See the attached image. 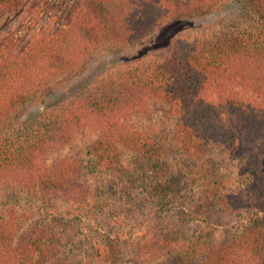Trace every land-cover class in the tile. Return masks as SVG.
Returning a JSON list of instances; mask_svg holds the SVG:
<instances>
[{
    "label": "trees",
    "instance_id": "trees-1",
    "mask_svg": "<svg viewBox=\"0 0 264 264\" xmlns=\"http://www.w3.org/2000/svg\"><path fill=\"white\" fill-rule=\"evenodd\" d=\"M25 1L0 0V19ZM57 1L47 0L42 10L33 11L35 20ZM249 1L262 25L257 37L222 32L180 42L168 58L113 74L66 105H52L43 93L92 51L135 46L165 21L202 12L203 0H187L184 11L178 10L175 0H76L61 27L35 35L19 56L10 53L20 31L6 37L0 44V195L2 186L15 185L18 193L42 202L46 218L31 222L24 206L0 208V264L57 263L65 237L55 215L46 213V203L61 199L76 204L82 219H87L85 211H92L98 197L85 158L53 157L75 143L79 129L88 127L98 134L86 157L104 160L108 168L120 161L123 148L147 155L148 162L159 157L151 138L131 120L146 113L154 101L169 106L176 118L175 140L187 155H211L229 143L231 133L218 102L240 131L264 135V0ZM245 90L258 94L262 103L248 99ZM30 103L41 106L42 115L17 119ZM204 172L205 200L230 215L242 214L241 197L215 170ZM254 187L258 192L260 187ZM171 231L164 230L165 235L150 242L145 253H163L174 259L171 264H264V233L258 220L239 222L226 243L203 254L195 244L182 245L177 260L178 241L174 243ZM110 244L111 240L105 246ZM107 247L102 259L112 264Z\"/></svg>",
    "mask_w": 264,
    "mask_h": 264
},
{
    "label": "rangeland",
    "instance_id": "rangeland-1",
    "mask_svg": "<svg viewBox=\"0 0 264 264\" xmlns=\"http://www.w3.org/2000/svg\"><path fill=\"white\" fill-rule=\"evenodd\" d=\"M75 1L58 0L51 11H45L35 20L33 11L42 10L40 6L47 0H26L0 19V44L9 35L20 31L19 41L10 53L19 56L35 35L61 27ZM203 2L205 8L202 12L192 18L178 15L165 21L135 46L125 50L99 48L92 51L43 96L49 98L52 105H66L113 74L137 68L140 63L168 58L173 47L180 42L222 32L244 37L260 34L262 25L253 14L249 0ZM186 3L187 0H175L180 11L186 9ZM243 92L248 99L262 103L258 94ZM40 108L38 104L30 103L18 113L17 119L25 121L27 117L40 116ZM218 108L223 113L231 139L211 155L197 158L181 149L174 135L176 118L169 106L159 101L152 102L146 113L131 118L134 126L147 134L155 146L159 157L152 162H148L147 155L141 156L125 148L120 150V161L109 168L104 160L88 159V146L98 135L88 127L75 133L73 145L53 153L56 158L64 155L84 157L91 171L89 181L93 194L98 197L91 204L92 211L84 212L87 219L79 216L76 204L61 199L46 203L49 204L46 213L55 215L57 226L65 237L56 264H91L100 260L110 264L108 258L102 259L107 246L113 252L112 264H171L175 262L172 257L163 253H145L144 249L155 238L165 235L163 231L168 228L172 229L174 243L178 241L175 260L179 256L178 249L185 244H195L203 254L212 246L226 243L231 229L239 222L258 220L260 231L264 233V135L250 136L240 131L231 122L221 102H218ZM203 169L215 170L232 192L241 197L245 208L242 214L230 215L205 200ZM254 185L261 190L257 189V192ZM40 205L42 202L18 193L15 185L2 186L0 208L24 206L34 222L46 218ZM78 217L81 221H77ZM109 240L113 245L105 246ZM141 251L146 258L141 256Z\"/></svg>",
    "mask_w": 264,
    "mask_h": 264
}]
</instances>
